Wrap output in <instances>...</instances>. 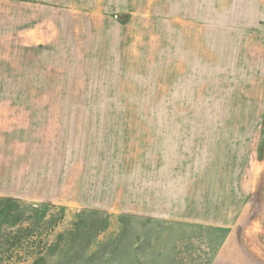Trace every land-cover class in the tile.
<instances>
[{
  "label": "rangeland",
  "instance_id": "374dc122",
  "mask_svg": "<svg viewBox=\"0 0 264 264\" xmlns=\"http://www.w3.org/2000/svg\"><path fill=\"white\" fill-rule=\"evenodd\" d=\"M0 264H264V0H0Z\"/></svg>",
  "mask_w": 264,
  "mask_h": 264
}]
</instances>
